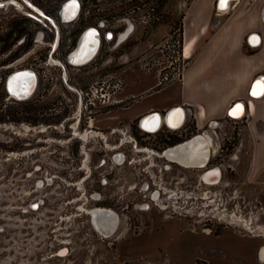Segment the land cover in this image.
I'll return each mask as SVG.
<instances>
[{"label": "rangeland", "instance_id": "374dc122", "mask_svg": "<svg viewBox=\"0 0 264 264\" xmlns=\"http://www.w3.org/2000/svg\"><path fill=\"white\" fill-rule=\"evenodd\" d=\"M26 1L60 17L67 0ZM80 1L78 18L60 23L62 47L54 57L65 59L80 25L132 22L119 35V43L131 36L122 47L104 42L87 65L66 63L69 84L106 94L88 107L49 60L50 27L30 17L23 0H0V112L9 114L0 120V264H264V152L252 150L264 136L250 134L244 118L200 130L209 131L218 146L208 167L221 166L223 177L212 186L201 180L202 169L139 150H160L199 133L191 116L188 131L147 135L130 124L123 135L110 132L109 126H122L119 112L128 121L148 105L178 100L179 85L171 84L179 80L146 90L180 62L176 50L188 42L196 18L189 13L184 28L192 0ZM216 22L211 20L209 32ZM23 69L36 71L38 85L31 97L18 99L7 81ZM131 95L137 100L109 104ZM85 113L106 138L86 139L88 131L73 126L79 114L85 125ZM122 152L126 158L119 162ZM95 208L119 215L117 232L106 237L97 230L90 214Z\"/></svg>", "mask_w": 264, "mask_h": 264}, {"label": "crops", "instance_id": "0c3cea01", "mask_svg": "<svg viewBox=\"0 0 264 264\" xmlns=\"http://www.w3.org/2000/svg\"><path fill=\"white\" fill-rule=\"evenodd\" d=\"M216 1L192 0L186 8L185 29L188 14L195 11L196 16L188 40L193 36L199 40L181 80L171 84L179 85L178 100L167 106L148 105L128 122L150 110L182 106L186 118L190 114L195 130L200 131L228 118L235 102L241 101L246 111L237 119L246 120L250 134L264 136V96L252 95L257 81L264 80V0H237L224 14H220ZM213 18L217 22L209 32ZM156 84L149 90H157ZM252 150L264 152V137Z\"/></svg>", "mask_w": 264, "mask_h": 264}, {"label": "bare ground", "instance_id": "6f19581e", "mask_svg": "<svg viewBox=\"0 0 264 264\" xmlns=\"http://www.w3.org/2000/svg\"><path fill=\"white\" fill-rule=\"evenodd\" d=\"M235 1L237 0H228V4L226 8H224L221 7V0H218L217 7L218 10L220 11V14L227 13L231 9L232 3ZM79 6H80V2L78 3L76 0L69 3L68 6H64L61 11V16L63 20L70 21V19L74 18V16L78 13L80 9ZM186 36L188 40L189 32H186ZM86 37L88 38V36ZM90 41L91 40H89L88 43L86 41L87 45L83 44L84 42L83 43L81 42V46L79 47V49L77 50L75 49L73 51L72 55H70L69 57V60L71 61L72 65L81 67L86 65L88 62H90L91 58H93V56L96 54V48H97L96 46L90 52L88 50L91 49V46H88ZM196 42L197 40L195 39V37H193L191 38L190 41L188 40V42L186 43V47L184 43L183 50H184V56L186 58H191ZM84 46H85V50H84ZM14 77L17 80V82L15 80H11V82L9 83L12 92L19 94L21 92V89H23V93H25L24 94L25 96L23 97H26V99L31 97L34 94L33 91L37 87V85L35 84L36 80L34 76L31 75L28 71H23V73L16 74ZM238 105L241 107L237 108ZM245 109H246L245 104L243 102H240L232 109L231 115L236 118L243 117L246 111ZM185 117H186L185 110L179 108V109H174L168 116H166V120L171 127L177 128L180 125H182L183 121L185 120ZM140 124L144 129H148L150 131H156L159 127H161L162 117L161 115L157 114L155 116L143 119L140 122ZM92 136H102L106 138L105 134L96 131H88L84 135V138L89 139V137ZM139 150H143L147 154L157 155L155 151H152L150 149L140 148ZM151 152L154 153L152 154ZM165 152L166 154L165 155L163 154L160 157H164L165 159H167L168 162L177 163L178 165L186 168L199 167L201 169L202 168L204 169L205 165L208 163L212 155L218 152V146L214 144V139L212 135L210 133L205 132L204 134L194 137L193 140L187 141L182 145L171 148ZM116 160L122 162L123 158L122 156H117ZM220 179L222 180V171L220 168L210 169L201 176V180H203L206 183V185L209 184L211 186L219 184L221 182ZM157 195L158 193H156L154 196L157 197ZM94 210H96V208ZM94 210L92 209L91 213L94 215H98L97 218H95L94 220L97 226L99 227V229L103 231L104 233L103 235L109 237L113 235L115 232H117L116 230L119 224V217L116 213H110L101 210L94 211ZM259 255L261 261L264 262V244L260 247Z\"/></svg>", "mask_w": 264, "mask_h": 264}, {"label": "flooded vegetation", "instance_id": "af4514ba", "mask_svg": "<svg viewBox=\"0 0 264 264\" xmlns=\"http://www.w3.org/2000/svg\"><path fill=\"white\" fill-rule=\"evenodd\" d=\"M72 1H74V0H67L64 3L63 7L64 6H68V4L71 3ZM77 1L80 2V6H79L80 9H79L77 15H75L74 18L70 19V21H65V20H63L62 16L55 17L50 12L46 11L44 8L36 5L35 3L30 2V1H26V0H23V2L26 4V6L29 9H31V11H32L29 14V16L32 17V18H34L35 20H37L38 22H40L44 26L50 27V30L53 32L54 38H53V41L50 44V51H49L50 59L49 60H51L52 62H54L53 65L58 66V67H60V68L63 69V71H64L63 75L65 76V78H66V72H67L66 63L69 64V65H72L71 64V61L69 60V57H70V55H72V53H73V51L75 49L76 50L79 49V47L81 46V42L82 43L84 42L83 44H86L87 45L88 41L91 40L90 43L88 44V46H91V49H88L90 52H91L92 49H94L97 46V48H96V54L93 56V58H91V60H90V62H91L96 57V55L99 53L102 45L105 44L104 42H111V43L115 44V47L117 48V47H120V46L122 47V45L125 44L126 42H128V40L131 37L130 36L129 39L125 43H119V35L121 33H123L124 31L127 30V26L129 24V22H131L129 19H126V18H122V19L117 20L118 22L124 21L126 27H124L123 24H116L117 21L115 22L112 19H110L109 21L106 20L107 22L104 21V20H102L99 23H97V21L94 22V23L93 22L87 23L88 25H84V26L83 25H80L81 31H80V35H79V37L77 39V42L73 46L71 45V43L68 45V48L69 49L68 48L66 49V53L67 54H66L65 59L63 60V59H61L59 57H54L53 55L56 52L59 51L60 47H62L61 39H62V26H63V24H60V23H70V22L76 20V18H78L79 14H80V12L82 10V2L80 0H77ZM1 3H3V2H1ZM40 34L42 35V38L44 39V37H45L44 36V33L41 32ZM86 34H88V35H86ZM86 36H88V38ZM124 37H125V35L123 36V38ZM86 41H87V43H86ZM84 50H85V46H84ZM86 50H87V48H86ZM117 52L119 53V51H117ZM90 62H88V63H90ZM73 66H76V65H73ZM68 82L69 81L66 78L67 86L71 90H73V91L77 92V94H79L80 104L83 103L84 97L88 101L91 98V96L93 95V92H94L93 89H89L90 91H86L84 93L83 90H77L74 86H72ZM37 85H38V82H37ZM102 89H104V88L102 87ZM148 90L149 89H147L146 92ZM130 97L136 98V100H137V97L136 96L131 95V96H126V97L115 98L109 104L110 105L122 106L123 103H126ZM131 106H132V104H131ZM91 107H93V106H91ZM119 113H117L116 117L119 119V121H120L119 123H122V126L121 127H112V126H109V128L111 129L110 130L111 133L119 132L120 134L123 135L124 132H125L124 131L125 125H130V124L131 125L136 124L137 127H138V129H140L143 134H147V135H156V134H159L160 132L166 131V130H168V131H178V130L184 129L185 131H188V129H187L188 128L187 127V122H188V118H189L190 115L187 116V118L185 117V120L183 121L182 125H180L177 128H174V127H171L167 123L166 116H168V114H167V111H165V110H150V111H147V112H145L143 114L138 115L136 118L132 119L129 122L128 121H125L124 118H121L119 116ZM157 114L161 115L163 122H162L161 127H159L156 131H150L148 129H144L141 126L140 122L143 119H146L148 117L155 116ZM79 115H80L79 117H76L75 118L76 119L75 120L76 122H74V124H73V126L74 125H77L78 126L77 129H79L80 126H81L83 129L85 128V131H100L101 133H104L105 134V132L102 131L101 127L97 125L96 118H93L90 115H86V113H85V116H86L85 117V121L86 122H85V125L82 126V123H81V121H82V114H79ZM209 127L210 128H217V126H214V127L213 126H209ZM192 132H193V133H191L192 135H188L187 134V137L184 140L179 141L177 143L175 142V143L167 144V145L161 147L160 150H157V149H154V148H150V147H144V146L141 147V149L142 148H145V149L149 148L150 150L155 151L157 153V155H152V156H159L160 157L161 155H163V154L165 155L166 154L165 151H167V150H169L171 148H174L176 146L182 145L183 143L187 142L190 138L199 136L200 134H204L205 132L210 133L209 131H197V130H196V132H199L197 134L194 133L195 131H192ZM81 133H83V132H81ZM120 142H121V139H120ZM120 144L123 145V143H120ZM135 144H136L137 147L139 146L138 145V141H136ZM151 153L153 154L154 152H151ZM119 154L116 155V157L117 156H122V158H123L122 162H124L125 161V158H126L125 154L123 152L122 153H119ZM214 155H216V154H214ZM214 155H212V157ZM211 158L209 159L208 163L205 165V168L204 169L202 168L203 172H202L201 176L206 171H209L210 169L220 168L221 171H222V177H223V170H222L221 166L208 167V165H209V163L211 161ZM198 169H201V168L198 167ZM96 210H101V211H106V212H110V213H115L112 209H107V208H97ZM96 210H94V211H96ZM118 217H119V215H118ZM119 221H120V218H119Z\"/></svg>", "mask_w": 264, "mask_h": 264}, {"label": "built area", "instance_id": "2783aa9c", "mask_svg": "<svg viewBox=\"0 0 264 264\" xmlns=\"http://www.w3.org/2000/svg\"><path fill=\"white\" fill-rule=\"evenodd\" d=\"M176 53L178 54V60H180V62H178V64L174 67L175 71L173 73H166L164 75L163 79H160V81L156 84V86L157 85H162V84H164V82H173V81H176V80H181L183 71H184V69L186 67V60H188V58H186L184 56L183 48L182 49L178 48L176 50ZM181 56L183 57L182 60H181ZM95 90H96V92H95ZM95 90H94L93 95L91 96V98L88 101L86 100V107H88L89 105H95V101H94L95 99L105 100L106 94L103 93V92L99 93L97 88ZM170 110H167V114L168 115L172 112ZM228 118L229 119H237V118L233 117L230 113L228 115ZM216 123H218V121H216Z\"/></svg>", "mask_w": 264, "mask_h": 264}, {"label": "water", "instance_id": "95a60500", "mask_svg": "<svg viewBox=\"0 0 264 264\" xmlns=\"http://www.w3.org/2000/svg\"><path fill=\"white\" fill-rule=\"evenodd\" d=\"M77 1V0H76ZM78 2V1H77ZM79 3V2H78ZM2 5H4V4H2V3H0V6H2ZM77 15V14H76ZM23 71H28L31 75H33L34 76V78H35V80H36V85H37V81H38V75H37V73L34 71V70H32V69H23V70H19V71H14V72H12L11 73V75L9 76V78H8V81H7V85H8V90H9V92H10V94L12 95V96H14V97H16V98H18V99H26V97H23V96H25L24 94L25 93H23V89H21V92L19 93V94H17V93H13L12 92V89H10V86H9V83L11 82V80H15L16 82H17V80L15 79V75L16 74H19V73H23ZM14 77V78H13ZM35 90H36V88H35ZM35 90L33 91V93L35 92ZM32 93V94H33ZM31 94V95H32ZM15 95H17V96H15ZM20 97H23V98H20ZM241 101H237V102H235V104H234V106L232 107V109L237 105V104H239ZM179 108H181V109H183L181 106H175V107H173L170 111H173L174 109H179ZM232 109L230 110V114H231V111H232ZM194 139V137L193 138H190L188 141H191V140H193ZM90 214L92 215V219H93V222H94V224H95V226H96V228L102 233V234H104L103 233V231H101L100 229H99V227L97 226V224H96V222H95V218H97V216L98 215H94V214H92L91 213V211H90Z\"/></svg>", "mask_w": 264, "mask_h": 264}, {"label": "snow or ice", "instance_id": "6c2138e0", "mask_svg": "<svg viewBox=\"0 0 264 264\" xmlns=\"http://www.w3.org/2000/svg\"><path fill=\"white\" fill-rule=\"evenodd\" d=\"M228 4V0H221V7L226 8ZM255 39V38H254ZM253 96H264V81H258L256 85L253 87L252 91ZM241 106H237V108H240Z\"/></svg>", "mask_w": 264, "mask_h": 264}, {"label": "trees", "instance_id": "16d2710c", "mask_svg": "<svg viewBox=\"0 0 264 264\" xmlns=\"http://www.w3.org/2000/svg\"><path fill=\"white\" fill-rule=\"evenodd\" d=\"M0 36H1V34H0ZM4 47H7V46L5 45ZM10 57H8V59H10ZM7 116H9V114L7 112H4V111L0 112V120L5 119V117H7Z\"/></svg>", "mask_w": 264, "mask_h": 264}]
</instances>
